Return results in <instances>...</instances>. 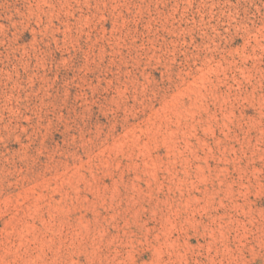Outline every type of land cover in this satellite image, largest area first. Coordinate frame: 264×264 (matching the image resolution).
<instances>
[{
  "label": "rangeland",
  "instance_id": "obj_1",
  "mask_svg": "<svg viewBox=\"0 0 264 264\" xmlns=\"http://www.w3.org/2000/svg\"><path fill=\"white\" fill-rule=\"evenodd\" d=\"M0 264H264V0H0Z\"/></svg>",
  "mask_w": 264,
  "mask_h": 264
}]
</instances>
